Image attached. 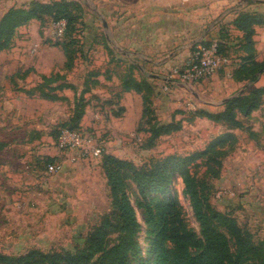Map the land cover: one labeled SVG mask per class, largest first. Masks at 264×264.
<instances>
[{
	"label": "rangeland",
	"instance_id": "obj_1",
	"mask_svg": "<svg viewBox=\"0 0 264 264\" xmlns=\"http://www.w3.org/2000/svg\"><path fill=\"white\" fill-rule=\"evenodd\" d=\"M73 1L83 6V26H78L79 31L73 34L78 43L70 70L65 67V55L58 45L63 36L55 35L53 22L46 17L42 23L33 22L19 30L11 48L0 54V67L4 68L0 73V96L11 99L8 103L13 104V107L3 109L10 118H1V124L3 121L5 124L0 125V132L1 128L8 129L14 137L10 136V139H14V151L19 160L15 170L0 166V255L18 258L36 250L44 253L85 251V239L102 220H111L113 226L121 225L122 221L113 214L115 201L101 168L102 155L82 158L76 157L70 148L59 149L58 136L66 129L62 125L73 114V93L61 91L63 95L68 93V101L54 102L37 91L33 95L25 92L38 85L47 88V85L71 82L78 86L79 95L88 80L90 89L85 94L88 105L78 132L101 145L103 153L128 160L136 167L150 169L154 165H163L171 156L189 157L204 151L225 134L234 135L236 140L225 147L227 155L223 157L217 176L205 175L203 165L195 167L198 161H193L190 166L197 179L206 184L207 203L215 211L235 219L249 234V263L263 264L264 98L248 117L238 115L242 123L240 128L196 115L201 110L218 113L222 110V101L238 96L247 88L264 86V73L256 84L234 83L229 77L239 61L238 55L243 53L235 52L237 32L221 25L212 31L216 38L221 29L230 35V39L224 40H227L230 63L215 74L217 80L180 83L176 75L161 71L158 73L161 78L155 80L143 75L135 66L139 65L135 61L143 65L138 57L123 58L117 46L111 47L109 29L104 27V22L109 23L106 9L110 0ZM249 1L257 0H229L226 8L233 6L235 9L239 5L241 10L246 8L264 14V3L248 4ZM20 4L16 0H0V14ZM254 39L256 59L264 61V24L257 26ZM129 72L136 80L148 78L154 83L152 102L158 121L178 123V129L155 139L147 132V125L142 126L145 130L138 131L143 108L141 94L133 90L122 91L121 78L127 79ZM93 73L98 75L92 77ZM44 75L48 79L58 76V82H47ZM165 78L174 81L166 91L163 90ZM95 80L97 83L92 84ZM74 143L76 141L69 138L64 140L67 147L74 148ZM48 158L57 159L63 165L52 177L45 176ZM8 191L11 192L10 203L3 196ZM129 197L137 222L135 238L141 249L133 256L134 264L150 258L151 228L157 223L156 205L163 200L176 199L180 219L189 231L200 235V226L185 193L181 174L171 173L164 191H155L144 199L131 185ZM119 235L122 233L112 234L107 239V247L117 243Z\"/></svg>",
	"mask_w": 264,
	"mask_h": 264
},
{
	"label": "trees",
	"instance_id": "obj_2",
	"mask_svg": "<svg viewBox=\"0 0 264 264\" xmlns=\"http://www.w3.org/2000/svg\"><path fill=\"white\" fill-rule=\"evenodd\" d=\"M249 1V4H252ZM50 18L52 22L65 21V30L62 41L58 43L64 52L66 69L70 70L75 61L76 37L78 26H83V6L78 1L54 0L41 2L34 0L22 7H12L0 19V52L11 48V43L17 30L32 20L43 22L44 18ZM264 24V14L257 11L242 9L236 13V17L230 23L241 34L234 44L235 52H243L238 55L239 61L231 72V79L236 83L256 84L264 73V61H258L255 55L256 28ZM224 28V27H223ZM222 30V29H221ZM218 31L220 36L216 45L218 53L229 57L227 53L228 32ZM221 39V40H220ZM227 39L226 41H224ZM208 44V43H207ZM244 51L246 53H244ZM133 68V67H132ZM127 79H122V91H135L141 94L142 114L139 130L143 125L149 126L147 132L151 137H159L179 128L177 123H160L153 107L152 96L154 85L148 80H136L132 73ZM98 73H93L97 76ZM58 76L43 79L47 82H58ZM96 84L97 81H92ZM54 84V83H53ZM53 85H41L28 94L38 92L42 97L56 100L54 90L71 89L75 86L69 83ZM88 80L79 95L76 94L73 114L63 123V128L80 130L79 124L83 119L88 101L85 94L89 92ZM264 98V86L247 88L244 92L235 96L223 104L218 113L198 111L197 116L205 117L215 123L227 124L228 127L240 128L241 121L238 115L248 117L260 106ZM236 138L232 134H225L211 143L207 149L179 158L171 156L166 158L163 165H154L152 168H139L132 162L115 157L111 154H102L101 168L107 177L110 192L115 203L113 212L116 219L122 221L121 225H114L111 220H102L99 227L92 230L86 240V249L76 253L31 251L18 258L0 255L1 264H134L133 256L141 249L136 241L137 222L135 211L129 197V187L134 185L138 196L146 198L155 191H164L171 173H179L183 177L184 190L189 196L194 215L200 226V235L189 231L180 219L179 203L176 199H166L156 205L157 223L151 228L153 241L150 246V258L140 261L139 264H250L248 254L251 242L248 233L243 231L235 219L215 211L208 203L205 196L206 184L197 179L196 172L191 170L190 164L198 161L195 167L204 166V174L213 177L220 171L223 157L227 155L225 147L234 143ZM227 143V144H226ZM226 144V145H225ZM53 158H48L46 164ZM149 212H152L149 209ZM119 235V241L107 247V239L112 234ZM232 241V245H231ZM264 253V248H263ZM264 264V258H263Z\"/></svg>",
	"mask_w": 264,
	"mask_h": 264
},
{
	"label": "crops",
	"instance_id": "obj_3",
	"mask_svg": "<svg viewBox=\"0 0 264 264\" xmlns=\"http://www.w3.org/2000/svg\"><path fill=\"white\" fill-rule=\"evenodd\" d=\"M16 1L22 4L19 6L14 5L10 8L26 6L34 0ZM37 1L50 2L54 0ZM228 1L229 0H110L109 8L106 9L109 23L107 25V23L104 22V27L105 29H109L111 47L112 45L117 46L123 58L128 56H132V58L138 57L144 65L143 67V65H140L141 63L135 61L136 64H139L135 65L138 70L143 75L158 80L161 78L158 74L159 71H161L160 73H170V75H172L175 70L180 69L177 68L178 66L182 65V68L189 61L193 50L199 45H211L216 43L218 38H216V35H214L212 31L215 27L217 28L218 25L237 32L230 23L236 17V13L241 10V7L237 5L235 9L233 6L226 8ZM252 2V4H261L264 3V0ZM10 8L5 9L0 14V19ZM33 22L40 23L39 21L32 20L29 24L20 27L17 32L22 28L28 27ZM237 34L241 36L239 32H237ZM2 53L5 54V51L0 52V54ZM132 58L131 61L133 60ZM3 72L4 68L0 67V73ZM229 77H231V75H229ZM165 79L171 81L169 78ZM211 79L217 80L216 75L211 77ZM146 80H148V78ZM171 82L174 83V81ZM232 82L234 81L232 80ZM68 83L74 85L76 91L66 88L63 90H54L57 98L53 101H68V93L67 95L60 93L61 91L64 92L69 90L73 93V97L70 96L73 98L74 107L78 86L71 82ZM180 83L183 82L181 81ZM54 86L56 85H53V87ZM195 86L194 84L193 87ZM31 90L33 89L25 90V92L27 93ZM226 101L227 100H224L220 104ZM8 102H11V99L9 100L8 98L6 99L0 96V125L5 124V121L1 124V118L7 116V113H5L3 109H6V107H13V104H9ZM8 118H10V116H7V119ZM11 133L13 134V131H11ZM0 136L2 137H0V166H4V168L11 167L15 170L19 164V160L17 153L14 151V139H10L11 134L8 129L1 128ZM11 137L14 138L13 136ZM11 188L14 190L13 186H11ZM3 196L6 202L10 203L11 192H4Z\"/></svg>",
	"mask_w": 264,
	"mask_h": 264
},
{
	"label": "built area",
	"instance_id": "obj_4",
	"mask_svg": "<svg viewBox=\"0 0 264 264\" xmlns=\"http://www.w3.org/2000/svg\"><path fill=\"white\" fill-rule=\"evenodd\" d=\"M53 26L55 27V35L58 38L62 37L65 30V21L53 22ZM229 63L230 59L228 57L218 53L216 43L211 45H199L193 50L189 61L182 68L175 70L173 74L176 75L180 81L194 83L210 79L223 66ZM163 82L165 83L163 90L166 91L171 81L165 79ZM67 138L76 141L73 145L74 148L67 147V144H64V140ZM58 141L59 149L70 148L75 151L76 157L96 158L100 157L103 153L101 145L95 144L92 138L83 136L78 130H61ZM62 167L61 161L53 158L52 161L45 166V176L52 177L54 174L59 173Z\"/></svg>",
	"mask_w": 264,
	"mask_h": 264
},
{
	"label": "water",
	"instance_id": "obj_5",
	"mask_svg": "<svg viewBox=\"0 0 264 264\" xmlns=\"http://www.w3.org/2000/svg\"><path fill=\"white\" fill-rule=\"evenodd\" d=\"M228 101V100H227Z\"/></svg>",
	"mask_w": 264,
	"mask_h": 264
}]
</instances>
